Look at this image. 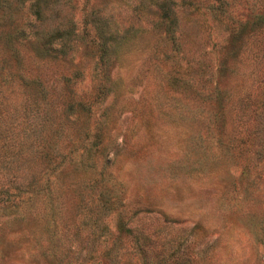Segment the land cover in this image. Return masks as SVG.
<instances>
[{
	"label": "rangeland",
	"instance_id": "1",
	"mask_svg": "<svg viewBox=\"0 0 264 264\" xmlns=\"http://www.w3.org/2000/svg\"><path fill=\"white\" fill-rule=\"evenodd\" d=\"M35 4L0 0V264H264V0Z\"/></svg>",
	"mask_w": 264,
	"mask_h": 264
},
{
	"label": "trees",
	"instance_id": "2",
	"mask_svg": "<svg viewBox=\"0 0 264 264\" xmlns=\"http://www.w3.org/2000/svg\"><path fill=\"white\" fill-rule=\"evenodd\" d=\"M41 1L43 2V0H36V4L34 5V7H38L41 3ZM56 31V30H55ZM70 31H66L64 34L60 35V33L58 34L59 37H65V35H69ZM58 35H56L58 37ZM54 37V36H53ZM51 39H49L44 46H50V44H53V40H55V38L50 37ZM63 45V44H62Z\"/></svg>",
	"mask_w": 264,
	"mask_h": 264
}]
</instances>
